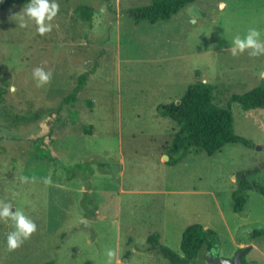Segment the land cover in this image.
<instances>
[{
  "label": "rangeland",
  "instance_id": "374dc122",
  "mask_svg": "<svg viewBox=\"0 0 264 264\" xmlns=\"http://www.w3.org/2000/svg\"><path fill=\"white\" fill-rule=\"evenodd\" d=\"M220 2L195 0L151 23L130 12L151 0H59L43 35L31 20L20 26L27 3L0 11V200L37 224L9 250L12 224L0 220V264H109L108 249L111 264H171L148 250V236L159 232L180 252L183 230L194 222L218 233L212 254L233 257L252 245L245 260L264 264V234L253 235L264 228L262 108L231 103L235 131L252 146L227 143L213 155L191 150L177 164L165 147L177 124L157 109L180 100L199 78L216 84L219 105L264 80L238 78L264 56L230 51L232 37L250 27L264 37V0H226L223 10ZM80 5L94 8L91 22L76 12ZM36 67L51 72L47 84H38ZM248 169L258 186L235 212L233 193ZM208 252L191 264H220Z\"/></svg>",
  "mask_w": 264,
  "mask_h": 264
},
{
  "label": "trees",
  "instance_id": "16d2710c",
  "mask_svg": "<svg viewBox=\"0 0 264 264\" xmlns=\"http://www.w3.org/2000/svg\"><path fill=\"white\" fill-rule=\"evenodd\" d=\"M194 1L151 0L150 4L133 8L130 12L137 21L147 20L156 23L160 20L170 19L184 6ZM29 2L30 0H0V11L12 4ZM76 12L91 22L94 8L80 5L76 8ZM83 85L84 77L80 80V84L74 88L72 95L75 96ZM215 89V83L199 78L187 87L180 97V103L172 101L169 104H158L159 113L170 117L177 124L171 141L165 145L170 156L169 163L177 164L191 150L213 155L227 143H242L252 146L250 139L235 131V118L231 103L238 102L247 110L264 108V80L244 93H233L227 105H219L215 102ZM88 131L91 132V129L88 128ZM250 172L251 169L240 172L239 187L233 193L235 212H243L246 209L249 198L248 189L258 186L255 179L250 180ZM261 192L264 194V188ZM261 234H264V228L256 229L253 233L254 237ZM147 242L148 250L161 254L171 264H191L197 259L203 248L210 250L215 247L219 243V236L213 228L194 222L183 230L180 252L164 244L160 239L159 232L150 234ZM243 249L244 247L239 248V250ZM46 264H55V262L50 260Z\"/></svg>",
  "mask_w": 264,
  "mask_h": 264
},
{
  "label": "clouds",
  "instance_id": "9594fccd",
  "mask_svg": "<svg viewBox=\"0 0 264 264\" xmlns=\"http://www.w3.org/2000/svg\"><path fill=\"white\" fill-rule=\"evenodd\" d=\"M218 7L223 10L227 7L226 0H221ZM60 10L59 0H31L20 11V26L27 27L31 20L36 26V31L43 35L52 30L51 21L57 16ZM192 22H196V14H193ZM230 51L233 56H238L247 52L249 56H264V37H262L259 27H250L247 32L241 36L234 35L230 41ZM51 72L43 67H36L33 70V76L37 79L39 85L47 84L51 79ZM16 86L10 85L9 91L14 92ZM14 209V210H13ZM0 220H7L12 224L11 230L5 237L6 245L9 250H15L22 246L26 240L37 230V224L23 209L16 208L11 200H0ZM115 252L112 249L107 250L109 264L114 257Z\"/></svg>",
  "mask_w": 264,
  "mask_h": 264
},
{
  "label": "water",
  "instance_id": "95a60500",
  "mask_svg": "<svg viewBox=\"0 0 264 264\" xmlns=\"http://www.w3.org/2000/svg\"><path fill=\"white\" fill-rule=\"evenodd\" d=\"M31 2V0H30ZM177 103H180V100L177 101ZM259 149H262L263 147L261 145L258 146ZM83 222L85 223L86 226H90V222L87 219H83ZM252 248V245L246 246L243 250H238L235 252L233 257H223V256H218L216 254L209 255L208 260L213 263H220V264H262L257 261H246L244 259V255L246 252ZM120 264H125L124 262Z\"/></svg>",
  "mask_w": 264,
  "mask_h": 264
},
{
  "label": "crops",
  "instance_id": "0c3cea01",
  "mask_svg": "<svg viewBox=\"0 0 264 264\" xmlns=\"http://www.w3.org/2000/svg\"><path fill=\"white\" fill-rule=\"evenodd\" d=\"M244 72L242 73V76H238V78H243V79H259V78H264V62L263 64H256V65H251L248 67L244 68ZM205 80H208L205 78ZM257 86V85H256ZM264 108L260 109V112H263ZM264 115V112L262 113ZM263 149V148H262ZM99 190V189H98Z\"/></svg>",
  "mask_w": 264,
  "mask_h": 264
},
{
  "label": "flooded vegetation",
  "instance_id": "af4514ba",
  "mask_svg": "<svg viewBox=\"0 0 264 264\" xmlns=\"http://www.w3.org/2000/svg\"><path fill=\"white\" fill-rule=\"evenodd\" d=\"M214 251L212 250V249H210L209 250V252H208V257H209V255L211 254V253H213ZM246 255V254H245ZM245 255L243 256V257H245Z\"/></svg>",
  "mask_w": 264,
  "mask_h": 264
}]
</instances>
